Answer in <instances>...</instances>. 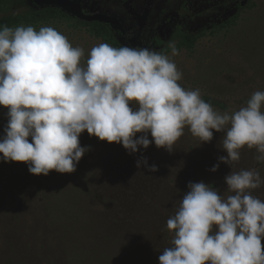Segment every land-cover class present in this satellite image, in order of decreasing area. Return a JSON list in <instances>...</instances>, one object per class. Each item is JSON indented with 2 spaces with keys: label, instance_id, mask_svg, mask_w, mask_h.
Returning a JSON list of instances; mask_svg holds the SVG:
<instances>
[{
  "label": "rangeland",
  "instance_id": "rangeland-1",
  "mask_svg": "<svg viewBox=\"0 0 264 264\" xmlns=\"http://www.w3.org/2000/svg\"><path fill=\"white\" fill-rule=\"evenodd\" d=\"M243 1L87 0L85 6L88 13L118 17L131 35H138L140 43L149 44L167 22L178 26L177 11L187 2V30L176 27L165 47L157 52L176 64L182 73L178 83L183 88L199 89L205 102L224 113L246 105L253 92L264 91V0H248L242 5ZM48 7L40 8L52 12L49 19L31 25L24 15L39 8L30 0H0V27H53L74 47L84 49L81 66H86L91 48L100 43L125 47L108 26L84 22L54 6ZM172 45L177 55L172 54ZM130 107L135 110L136 106ZM7 111L0 106V138L5 135ZM184 131L172 152L158 149L153 143L135 154L85 131L80 144L88 151L76 170L66 174L52 171L47 176L31 177L27 164L4 162L0 154V186L6 184L11 189L6 208L1 207L5 215L0 216V264H159L160 252L171 246L172 240L170 232L166 237L169 230L165 225L178 209L189 182H198L195 172L207 180L218 157L227 155L220 145L224 133L214 131L213 140L202 144L187 128ZM160 155L162 159L156 161L155 156ZM257 155L255 148L245 147L239 161L231 168L221 163L212 179L264 163L257 161ZM143 158L149 166L161 164L160 168L156 165L158 171L138 168L137 161ZM92 169H97L98 179L93 176V180L102 185V190L93 187V182L87 187ZM40 183L48 184V188ZM25 186L30 190L24 192ZM119 190L123 194L117 196ZM84 194L90 198L82 200ZM252 195L264 200V188L253 190ZM112 196L118 197L123 211L102 203ZM133 197H138L139 203L128 205L127 200ZM139 200L151 202L148 210L141 209ZM39 202L44 207L29 208ZM155 202L166 207L160 218L165 225H155Z\"/></svg>",
  "mask_w": 264,
  "mask_h": 264
},
{
  "label": "clouds",
  "instance_id": "clouds-1",
  "mask_svg": "<svg viewBox=\"0 0 264 264\" xmlns=\"http://www.w3.org/2000/svg\"><path fill=\"white\" fill-rule=\"evenodd\" d=\"M172 54H178L174 45ZM83 56V48L53 27H0V106L8 110L0 138L4 162L25 163L36 176L73 173L88 151L80 144L85 131L135 154L153 143L172 152L185 128L202 144L214 131L224 133L220 145L227 155L218 157L213 173L221 163L231 168L245 147L264 162V91L220 113L199 89L183 88L182 73L159 52L100 43L86 66ZM137 167L158 171L147 158ZM224 183L233 194L189 182L167 220L171 246L160 252L159 264H264V200L252 195L264 180L257 169H242Z\"/></svg>",
  "mask_w": 264,
  "mask_h": 264
},
{
  "label": "trees",
  "instance_id": "trees-1",
  "mask_svg": "<svg viewBox=\"0 0 264 264\" xmlns=\"http://www.w3.org/2000/svg\"><path fill=\"white\" fill-rule=\"evenodd\" d=\"M35 6V5H34ZM36 8H39L38 10H32L28 15H24L25 17H24V20H25V22L26 23H28V24H31V25H35V24H39V23H42V22H46L47 21V19H49V17H50V15H51V13L52 12H49V10H42V8H40V7H37V6H35ZM43 8H50V7H43ZM58 11H60V12H64L62 9H60V8H58V7H55ZM55 9V10H56ZM52 15H54V13L52 14ZM76 18V17H75ZM78 19V18H77ZM80 20V19H79ZM82 21V20H81ZM85 22V21H84ZM13 23L14 24H17V22H16V20H13ZM103 24V23H102ZM105 26H108L110 29H112L108 24H104ZM112 31L116 34V37L119 39V38H121L122 37V34L120 33V32H118V31H114L113 29H112ZM120 43H121V45L122 46H124L125 45V43H123L121 40H120ZM129 48H132L131 46L129 47ZM137 48H146V49H149V50H153V51H159V50H161V49H163V47H162V45H159L157 48H155V41H153L152 42V44L151 45H149L148 47H142V46H138ZM162 159V156L160 155V156H155V160L157 161V160H161ZM95 163L96 164H98V161H95ZM158 167L159 166H161V164H156ZM186 165H187V167L186 168H188V169H190L191 170V166H189L187 163H186ZM202 167V166H201ZM254 167V168H253ZM160 168V167H159ZM162 169H165V167H161V170ZM251 169H257L258 171H259V173H260V175H261V177H263L264 176V163H259V164H257V165H253L252 166V168ZM196 170V169H195ZM196 174V178H197V181L198 182H200V181H203V182H205L206 184H210L213 188H217V189H219L220 191H221V194L223 195V196H227V195H231V194H233V193H230V192H227L226 191V188H227V186H226V184L224 183V178H221V179H212V174L213 173H210V176H209V178L207 179V180H204V179H202L200 176H199V174L197 173V172H195ZM90 174L92 175V177H91V175L89 176V179H88V181H87V187L89 188L90 186H92V184H91V182H93V183H95V181L93 180V176L96 178V180L98 179V176H97V169L95 170V171H93V169L92 170H90ZM100 175H101V173H100ZM35 175H31V177H34ZM91 177V178H90ZM102 179H104V178H102ZM180 179H177V181H179ZM262 180H264L263 178H262ZM174 181V180H173ZM39 182H41V180L39 181ZM59 182H61V181H59ZM62 183V182H61ZM29 184H30V182H29ZM28 183L26 184V185H29ZM40 185H42L45 189H47L48 188V184L47 185H43V183H40ZM95 186V188L97 189V190H99V189H101L102 190V185H100V184H98V183H95L94 185H93V187ZM30 188L31 187H28V188H26V186H25V188H23V191L24 192H26V190H30ZM104 188V187H103ZM262 188H264V184H261V186L259 187V188H257V190H261ZM40 191V190H39ZM252 192H253V190H252ZM115 193H117V196H119V195H121V193H122V191H120L119 190V192L118 191H116ZM123 194V193H122ZM45 195H47V194H45ZM89 194H84V195H82L81 197H82V200L83 199H86V198H90V196H88ZM158 195V193H156L155 192V200H158L159 199V196H157ZM88 196V197H87ZM9 197H11V189H10V187H9V185H2V186H0V216L1 217H3V215H5L4 213H2V210H1V207L2 208H6L5 207V204H6V201H8V198ZM101 198H102V195L100 196ZM112 199H107V200H103L102 201V203H105L106 205H108L109 207H115V210L116 209H122V211L124 210L123 209V207L120 205V201H119V199H118V197H114V196H112L111 197ZM162 198V197H161ZM96 200H97V198H95ZM261 200H262V198H260ZM128 201V202H127ZM126 202H127V204L129 205H131L132 203H133V201H135V202H137V203H139L138 202V197H133V198H130L129 200H127ZM140 201V207H141V209H144V210H148V208L150 207V205H151V202L150 201H148V200H146V202L145 201H142V200H139ZM124 202V201H123ZM161 202H162V199H161ZM98 203V202H97ZM125 203V202H124ZM99 204V203H98ZM126 204V203H125ZM44 207V204H42V202H39V204H37V205H35L34 207H29V208H35V209H40L41 207ZM166 207L165 206H162V205H158L156 202H155V212H156V214H155V225L156 226H162L164 223L162 222V220L160 219L162 216L161 215H164V213H165V211H164V209H165ZM8 212H10L9 211V209L7 210ZM141 219V218H140ZM141 221H142V219H141ZM143 222V221H142ZM165 225V224H164ZM165 228H166V230H168L167 229V226L165 225ZM164 232H165V229H164ZM166 237H168L169 238V231H166ZM165 238V237H164Z\"/></svg>",
  "mask_w": 264,
  "mask_h": 264
},
{
  "label": "water",
  "instance_id": "water-1",
  "mask_svg": "<svg viewBox=\"0 0 264 264\" xmlns=\"http://www.w3.org/2000/svg\"><path fill=\"white\" fill-rule=\"evenodd\" d=\"M32 1L38 7H44V6L58 7L82 21L100 22V23L108 24L112 27L113 30L121 31L122 33H125V29L117 17L103 13L85 14L81 8L80 3H75L74 1L71 0H32ZM247 1L248 0H244L242 2V5H245ZM131 44L133 45V47L137 46V41L135 38L131 40Z\"/></svg>",
  "mask_w": 264,
  "mask_h": 264
},
{
  "label": "flooded vegetation",
  "instance_id": "flooded-vegetation-1",
  "mask_svg": "<svg viewBox=\"0 0 264 264\" xmlns=\"http://www.w3.org/2000/svg\"><path fill=\"white\" fill-rule=\"evenodd\" d=\"M71 1H74L75 3H80L81 4V8H82V10H83V12L85 14H91V13H88V11L86 9V6H85L87 0H71ZM30 2L33 5H35L32 0H30ZM241 4H242V2H241ZM92 14H95V13H92ZM177 15L179 16V19H180L179 22H178V26L175 25L172 21L167 22L157 32V34L155 35V37L152 39V41L149 44L140 43L139 40H138V35L135 34V33L133 35H131L127 31V29L125 28V26L123 25V23L121 22V20L117 17L120 20L121 24L123 25V27L125 29V33H122L121 31H118V32H120L122 34V37L119 38V40H121L123 43H125V45H124L125 47H130V46L132 48H137L138 46L148 47L149 45L152 44L153 41H155V48H157L159 45H162V47L164 48L165 45H166V43L170 40V37H171V35L173 33V30H175L176 27L179 28V29H181V30H183V31H186L187 30L186 27H185V21L188 18V15H189V12H188V9H187V2H186V4H183L180 7V9L177 11ZM114 31H116V30H114ZM133 38H135L136 41H137V46L136 47H133V45L131 44V40Z\"/></svg>",
  "mask_w": 264,
  "mask_h": 264
}]
</instances>
